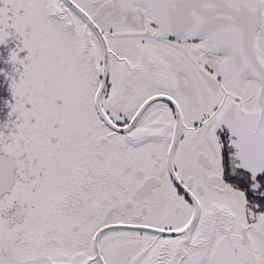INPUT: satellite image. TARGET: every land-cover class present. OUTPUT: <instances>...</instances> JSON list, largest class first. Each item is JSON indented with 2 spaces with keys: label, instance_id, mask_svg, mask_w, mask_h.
Instances as JSON below:
<instances>
[{
  "label": "snow or ice",
  "instance_id": "1",
  "mask_svg": "<svg viewBox=\"0 0 264 264\" xmlns=\"http://www.w3.org/2000/svg\"><path fill=\"white\" fill-rule=\"evenodd\" d=\"M0 264H264V0H0Z\"/></svg>",
  "mask_w": 264,
  "mask_h": 264
},
{
  "label": "trees",
  "instance_id": "2",
  "mask_svg": "<svg viewBox=\"0 0 264 264\" xmlns=\"http://www.w3.org/2000/svg\"><path fill=\"white\" fill-rule=\"evenodd\" d=\"M3 65L0 64V68H2ZM8 98L7 91H6V85H3L2 79H0V108L3 107L4 100Z\"/></svg>",
  "mask_w": 264,
  "mask_h": 264
}]
</instances>
